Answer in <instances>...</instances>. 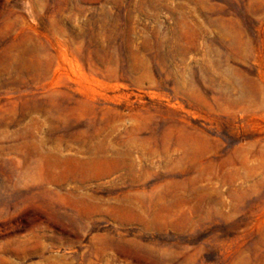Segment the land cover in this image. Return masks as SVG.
<instances>
[{"label": "rangeland", "instance_id": "obj_1", "mask_svg": "<svg viewBox=\"0 0 264 264\" xmlns=\"http://www.w3.org/2000/svg\"><path fill=\"white\" fill-rule=\"evenodd\" d=\"M0 264H264V0H0Z\"/></svg>", "mask_w": 264, "mask_h": 264}]
</instances>
